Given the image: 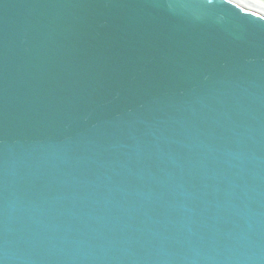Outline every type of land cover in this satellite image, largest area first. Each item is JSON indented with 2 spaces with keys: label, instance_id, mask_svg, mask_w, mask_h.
Instances as JSON below:
<instances>
[{
  "label": "water",
  "instance_id": "water-1",
  "mask_svg": "<svg viewBox=\"0 0 264 264\" xmlns=\"http://www.w3.org/2000/svg\"><path fill=\"white\" fill-rule=\"evenodd\" d=\"M0 264H264V9L0 0Z\"/></svg>",
  "mask_w": 264,
  "mask_h": 264
},
{
  "label": "bare ground",
  "instance_id": "bare-ground-1",
  "mask_svg": "<svg viewBox=\"0 0 264 264\" xmlns=\"http://www.w3.org/2000/svg\"><path fill=\"white\" fill-rule=\"evenodd\" d=\"M247 1L255 3L256 5L264 9V0H247Z\"/></svg>",
  "mask_w": 264,
  "mask_h": 264
},
{
  "label": "snow or ice",
  "instance_id": "snow-or-ice-1",
  "mask_svg": "<svg viewBox=\"0 0 264 264\" xmlns=\"http://www.w3.org/2000/svg\"><path fill=\"white\" fill-rule=\"evenodd\" d=\"M253 15H258L257 13H253Z\"/></svg>",
  "mask_w": 264,
  "mask_h": 264
}]
</instances>
